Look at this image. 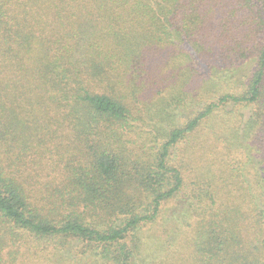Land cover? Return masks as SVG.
I'll use <instances>...</instances> for the list:
<instances>
[{
	"label": "trees",
	"instance_id": "1",
	"mask_svg": "<svg viewBox=\"0 0 264 264\" xmlns=\"http://www.w3.org/2000/svg\"><path fill=\"white\" fill-rule=\"evenodd\" d=\"M0 264H264V0H0Z\"/></svg>",
	"mask_w": 264,
	"mask_h": 264
},
{
	"label": "rangeland",
	"instance_id": "2",
	"mask_svg": "<svg viewBox=\"0 0 264 264\" xmlns=\"http://www.w3.org/2000/svg\"><path fill=\"white\" fill-rule=\"evenodd\" d=\"M185 46L187 48L190 49V51L192 50V47L189 43L185 42ZM180 52L176 50V54L174 55V59L178 58L177 55H179ZM194 54V53H193ZM161 64L160 70H170V72L173 71V69L175 68L174 65V60L172 62L171 65L169 64H165L162 61H159ZM196 68L198 69V71L201 72H206V70L208 69V65L206 62H202L200 60H198V63L196 65ZM159 80L157 82L162 83L164 86L169 84L167 82V84L165 83V80L162 79V76L159 75L158 76ZM166 89L169 93L171 92V83L169 84V86H165ZM233 107L231 105L226 106V110H231ZM240 111L244 114V120H246L250 114H251V106L249 107H243L240 109ZM190 109L189 108H179L177 109V121L181 120L183 121L185 117H187L189 115ZM213 128L211 127H206L202 130V134L200 133V135H197L194 137L193 141V145L190 147V150L187 149H183L181 148H175V156L178 160H182L185 164V171L188 175L192 176L193 175V169H195V167L197 165H204L205 161L207 162H213L215 159L218 160V158L222 157V153L221 150H223L225 148V146L223 145V141H221V139L219 138V135H214L212 133ZM208 132V135L206 134ZM230 149L227 148L225 152H229ZM236 149H233V152L229 153V155L234 156L237 155ZM182 205L181 202H179L178 205H175V203H171L169 204V206L167 207L168 209V214L169 216L172 215H178L181 211Z\"/></svg>",
	"mask_w": 264,
	"mask_h": 264
}]
</instances>
